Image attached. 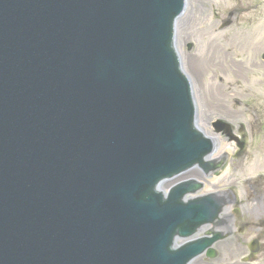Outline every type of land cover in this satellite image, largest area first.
<instances>
[{"label":"water","instance_id":"water-1","mask_svg":"<svg viewBox=\"0 0 264 264\" xmlns=\"http://www.w3.org/2000/svg\"><path fill=\"white\" fill-rule=\"evenodd\" d=\"M183 7L0 0V264H187L219 237L174 248L224 201L158 188L219 166L172 41ZM236 197L233 234L251 223Z\"/></svg>","mask_w":264,"mask_h":264},{"label":"rangeland","instance_id":"rangeland-1","mask_svg":"<svg viewBox=\"0 0 264 264\" xmlns=\"http://www.w3.org/2000/svg\"><path fill=\"white\" fill-rule=\"evenodd\" d=\"M235 9L231 24L222 27L223 21L228 18V13ZM177 46L184 67L191 76L194 96L204 116L207 117L211 113L219 114L220 112H216L218 106L213 110H209V107L220 103L225 110L223 112L225 114H221V117L235 122V125L242 120L245 139H247L243 155L234 157L236 161L227 164L220 175L208 178L206 190H212L219 185L231 186L238 196L241 213L251 223L216 244L217 258L208 259L199 256L193 264H264V184L257 193L251 194L246 183L248 178H255L257 172L264 170V150L252 140L255 132L253 127L255 112L251 110L252 107L247 109L244 103L237 107L238 104L235 103L236 99L244 102L253 94L258 99L264 98V85H261V82H264V67L259 57L264 50V0H187L185 13L178 21ZM214 48H216L215 52ZM217 52L221 53L217 54ZM205 53L211 57L214 53L215 55L210 63L202 67L197 79L193 70L186 67L185 59L202 56ZM220 55L221 57L226 55L228 62L233 59L249 68L251 64L257 63L259 68L250 69L253 74L244 71L239 78H236L224 70ZM211 85L219 88L215 95L219 94L216 100L209 101L208 104V96L203 93H210ZM236 91L241 96L234 95L233 92ZM261 104L264 102L261 101ZM231 109L240 111V114H236L235 117L227 114L226 111ZM233 144L223 141L220 147L230 152L234 149ZM192 174L198 178L201 176L195 171ZM254 238L259 240L261 247L254 257L248 261L244 260L249 254L248 244Z\"/></svg>","mask_w":264,"mask_h":264},{"label":"bare ground","instance_id":"bare-ground-1","mask_svg":"<svg viewBox=\"0 0 264 264\" xmlns=\"http://www.w3.org/2000/svg\"><path fill=\"white\" fill-rule=\"evenodd\" d=\"M213 51L215 52L216 51V48H214ZM219 53H221V52H217V54H219ZM214 55H215V53L211 57V56L208 55V53H205V55H202V56L199 55V56H191V57H188V58H186L187 67H190L193 70L194 75H196V77L198 79V74H199V72L202 71V67L205 64L210 63ZM221 56L222 55H220L219 57H220V59H223V65H224L225 68L227 67L230 70V69H235L237 67V65L234 64V60L233 59H231L230 62H228L226 60V55L223 56V57H221ZM207 67H209V66L207 65ZM210 88H211L210 89L211 91L209 93V99L210 100H216L219 93L217 95H215V92L219 88L218 87H215L214 85H211ZM230 113H234V111L231 110V111H229L228 114H230ZM231 250H232V248H231Z\"/></svg>","mask_w":264,"mask_h":264},{"label":"flooded vegetation","instance_id":"flooded-vegetation-1","mask_svg":"<svg viewBox=\"0 0 264 264\" xmlns=\"http://www.w3.org/2000/svg\"><path fill=\"white\" fill-rule=\"evenodd\" d=\"M253 62H255V61H253ZM261 62H262L263 67H264V61H261ZM251 66H252V67L259 68V65H258L257 63L251 64ZM216 112L219 113L220 111H219L218 109H216ZM228 113H229V112H227V114H228ZM236 114H237V113L234 112V113H230L229 115H233V116L235 117ZM201 118H202V120L205 121V122H208V120L210 119V117H208L207 120H205V119H204L205 116H202Z\"/></svg>","mask_w":264,"mask_h":264}]
</instances>
